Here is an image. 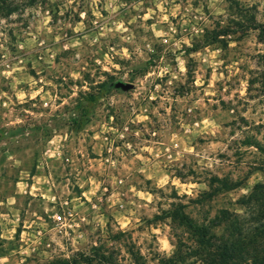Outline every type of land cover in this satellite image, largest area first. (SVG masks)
Masks as SVG:
<instances>
[{"label":"rangeland","instance_id":"rangeland-1","mask_svg":"<svg viewBox=\"0 0 264 264\" xmlns=\"http://www.w3.org/2000/svg\"><path fill=\"white\" fill-rule=\"evenodd\" d=\"M263 185L264 0H0V264H259Z\"/></svg>","mask_w":264,"mask_h":264},{"label":"water","instance_id":"water-1","mask_svg":"<svg viewBox=\"0 0 264 264\" xmlns=\"http://www.w3.org/2000/svg\"><path fill=\"white\" fill-rule=\"evenodd\" d=\"M117 88H122L123 90L127 91L133 88L132 84H124V83H117L116 84Z\"/></svg>","mask_w":264,"mask_h":264},{"label":"built area","instance_id":"built-area-1","mask_svg":"<svg viewBox=\"0 0 264 264\" xmlns=\"http://www.w3.org/2000/svg\"><path fill=\"white\" fill-rule=\"evenodd\" d=\"M54 221L57 223V224H63L64 223V219L61 215H56L54 216Z\"/></svg>","mask_w":264,"mask_h":264},{"label":"trees","instance_id":"trees-1","mask_svg":"<svg viewBox=\"0 0 264 264\" xmlns=\"http://www.w3.org/2000/svg\"><path fill=\"white\" fill-rule=\"evenodd\" d=\"M30 2L34 3V2H36V0H30ZM3 3H4V2L1 1V4H3ZM261 187L264 188V185L261 186ZM259 264H264V258L262 259V261H261Z\"/></svg>","mask_w":264,"mask_h":264},{"label":"clouds","instance_id":"clouds-1","mask_svg":"<svg viewBox=\"0 0 264 264\" xmlns=\"http://www.w3.org/2000/svg\"><path fill=\"white\" fill-rule=\"evenodd\" d=\"M166 247H167V245H166Z\"/></svg>","mask_w":264,"mask_h":264}]
</instances>
